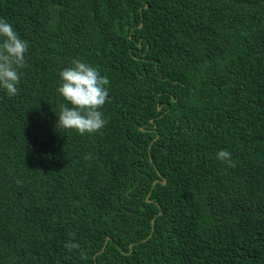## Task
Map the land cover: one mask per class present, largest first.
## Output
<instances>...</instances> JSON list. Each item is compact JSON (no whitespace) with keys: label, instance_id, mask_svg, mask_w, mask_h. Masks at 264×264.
<instances>
[{"label":"trees","instance_id":"16d2710c","mask_svg":"<svg viewBox=\"0 0 264 264\" xmlns=\"http://www.w3.org/2000/svg\"><path fill=\"white\" fill-rule=\"evenodd\" d=\"M0 19L29 45L0 89V264H264V0H0ZM73 60L110 81L94 134L56 127Z\"/></svg>","mask_w":264,"mask_h":264},{"label":"clouds","instance_id":"9594fccd","mask_svg":"<svg viewBox=\"0 0 264 264\" xmlns=\"http://www.w3.org/2000/svg\"><path fill=\"white\" fill-rule=\"evenodd\" d=\"M28 51V42L19 36L10 23L0 19V89L5 90L9 97L18 94L17 85L22 75L20 69L27 66L25 56ZM59 76L61 83L58 93L68 103L58 106L56 127L75 130L80 135L101 130L106 121L100 109L109 102L108 78L102 76L96 67L80 60H73L71 66L59 72ZM217 158L235 167L228 150H220ZM65 247L71 252L79 249L80 245L70 240ZM81 258H87L83 252Z\"/></svg>","mask_w":264,"mask_h":264},{"label":"water","instance_id":"95a60500","mask_svg":"<svg viewBox=\"0 0 264 264\" xmlns=\"http://www.w3.org/2000/svg\"><path fill=\"white\" fill-rule=\"evenodd\" d=\"M158 181H160L162 184H164L166 181L164 180V179H156L155 181H154V184H155V182H158ZM147 201H151L150 199H147ZM159 213H161V211L159 212ZM152 225H153V222H152ZM152 232H153V228H152V230H151V233L149 234V237L152 235ZM110 239V237H107V239H106V241L107 240H109ZM106 241H105V244H106ZM103 249H104V246H103V248L101 249V251H103Z\"/></svg>","mask_w":264,"mask_h":264},{"label":"rangeland","instance_id":"374dc122","mask_svg":"<svg viewBox=\"0 0 264 264\" xmlns=\"http://www.w3.org/2000/svg\"><path fill=\"white\" fill-rule=\"evenodd\" d=\"M164 180H165V179H164ZM165 181H166V180H165ZM165 183H166V182H165ZM165 183H164V184H165Z\"/></svg>","mask_w":264,"mask_h":264}]
</instances>
